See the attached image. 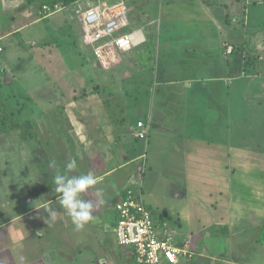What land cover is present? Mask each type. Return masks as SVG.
Returning a JSON list of instances; mask_svg holds the SVG:
<instances>
[{
	"label": "crops",
	"instance_id": "obj_1",
	"mask_svg": "<svg viewBox=\"0 0 264 264\" xmlns=\"http://www.w3.org/2000/svg\"><path fill=\"white\" fill-rule=\"evenodd\" d=\"M197 3L204 8L207 4L217 9V16L213 18L221 31L218 38L224 47L222 59L228 60L225 71L221 75L199 78L196 84L183 85V90H172L168 85H174L173 81L165 83L159 97V103L164 105L147 122L151 124L147 138L138 136L133 141L134 122L129 132L117 122L108 131L106 126L111 123L106 122L104 112L86 111L83 137L77 138L84 163L71 174H87V170L97 177V185L85 197L95 206L93 220L77 231L71 218L56 202V192L52 193L48 186L33 189L30 185L28 189L36 190V195L27 196L25 203L33 206L24 213L20 209L15 217H26L25 226L9 227L6 220L2 224L8 237L0 241V264H21L16 256L3 254V248L9 245L16 248V253L19 251L22 264H135L133 249L120 245L115 233V207L128 187L141 191L153 213L154 207L164 209L158 219L161 231L167 229L178 241L190 242L195 256L180 264H264V148L259 144L253 149L237 141V136L243 140L246 136L244 130L237 132L236 119L243 122L245 118H237L236 100L232 95L237 88L235 80L241 79L242 72L247 69L249 85L260 77L263 79L260 85L264 88V0H198ZM128 14L127 11V25L123 31L142 28L151 33L147 30L149 25L145 28L131 24L133 21ZM241 19L244 32L238 39H232L234 42L229 41L232 37L228 32L236 30ZM22 28L3 31L0 39ZM146 43L121 54L131 55L135 50H143ZM0 48L2 53L4 48L1 45ZM236 51L240 54L237 61L240 70L233 69L230 64L229 55ZM253 55L258 58L252 59ZM251 94L249 86L244 100L251 102ZM180 108L183 109L179 112ZM169 119L182 123L180 130L167 125ZM247 119L251 126L252 117ZM139 121L144 122L139 119L137 124ZM248 135L250 140L252 135ZM139 139L145 141L143 147ZM69 143L76 147L73 142ZM254 150L259 152L258 156L252 152ZM67 157L74 158L69 152L63 161ZM75 158L81 159L78 154ZM99 161H103V166ZM253 168L261 173L253 175ZM64 170V166L56 165L41 177L52 178L56 171ZM166 171H187L189 174L187 179L169 180L167 188L175 200L172 199L169 208L165 207L166 197L161 199L156 193L158 185L167 181ZM141 174L144 177H140ZM193 178L201 187L193 184ZM189 181H192L191 186ZM44 203L58 211L55 221L46 223L48 213L34 207ZM9 205L5 213L12 208L11 203ZM176 214L178 226L172 230L167 217ZM242 252L244 257L235 258Z\"/></svg>",
	"mask_w": 264,
	"mask_h": 264
},
{
	"label": "rangeland",
	"instance_id": "obj_2",
	"mask_svg": "<svg viewBox=\"0 0 264 264\" xmlns=\"http://www.w3.org/2000/svg\"><path fill=\"white\" fill-rule=\"evenodd\" d=\"M197 1L131 0L126 3L130 21H133L131 24L145 28L149 25L147 30L151 33L144 32L154 43V58L147 65L141 52L135 50L131 55L119 54L110 65L103 66L83 41L84 29L78 13L79 5L85 9L82 1L45 17L40 13L39 0H0V35L3 31L23 26L20 31L0 39L4 48L0 53V105L6 103L20 124L10 132L0 130V211L3 213L0 216V241L8 237L6 227H2L5 220L9 227L25 226L26 217H15L20 209L24 213L33 206L25 203L27 196L33 198L36 195V190L28 189L30 185L33 189L48 186L55 193L52 178L41 177L43 172L51 169V162L46 159L53 161L54 158L56 165L65 167L69 157L64 161L63 157L65 159V155L71 152L74 158L77 154L81 158L76 160L82 167L84 156L77 138L83 137L86 111L104 112L106 122L111 123L106 126L108 131L117 122L129 132L134 122L132 138L136 141L137 121L142 119L147 123L163 107L159 97L165 83L173 81L174 85H168L172 90H183V85L196 84L199 78L221 75L225 71L228 60L222 59L224 47L218 38L221 31L213 18L217 16V9L207 4L204 8ZM237 23L236 30L233 28L231 33L228 32L232 37L229 41L234 42L232 39H238L244 32L243 20ZM229 58L232 68L240 70L241 65L237 62L240 54L236 51ZM255 58L258 55H253L252 59ZM247 70L242 72L241 79L235 80L237 88L232 95L236 100L237 118L251 116L252 124L247 123L249 119L243 122L236 119L237 132L244 130L246 136L245 140L237 136V141L253 146V149L259 144L264 148V88L260 85L263 79L258 77L253 80V85H249ZM249 86L253 93L251 102L244 100ZM166 123L173 129L182 127V123L174 119ZM249 133L252 135L250 140ZM138 141L143 147L145 141ZM252 152L259 155L256 150ZM102 162L99 161L103 166ZM260 173L257 168L252 169L253 175ZM188 176L187 171H166L167 181L158 185L156 192L161 199L166 197L165 207L169 208L174 200L167 188L169 180L176 178L180 181ZM140 177L144 176L141 174ZM193 180L195 186L201 187ZM192 181H189L190 186ZM9 203L12 208L5 213ZM163 211V208L154 207L152 212L158 227L159 215ZM167 219L170 228L176 229L177 214ZM3 254L21 258L19 251L16 253V248L11 245L3 248ZM236 257H244V252L237 253Z\"/></svg>",
	"mask_w": 264,
	"mask_h": 264
},
{
	"label": "built area",
	"instance_id": "obj_3",
	"mask_svg": "<svg viewBox=\"0 0 264 264\" xmlns=\"http://www.w3.org/2000/svg\"><path fill=\"white\" fill-rule=\"evenodd\" d=\"M78 13L84 29L83 41L94 57L104 66L122 52H129L147 42L142 28L123 31L127 25L125 0H79ZM61 3L44 4L40 13L47 17L63 9ZM232 50V47L229 48ZM2 50V48H0ZM137 135L147 138L151 124L139 121ZM140 129V130H139ZM117 220L115 233L118 243L131 247L135 264H180L192 260L195 253L189 241H178L169 230L161 231L151 209L143 200L141 191L126 188L115 207Z\"/></svg>",
	"mask_w": 264,
	"mask_h": 264
},
{
	"label": "clouds",
	"instance_id": "obj_4",
	"mask_svg": "<svg viewBox=\"0 0 264 264\" xmlns=\"http://www.w3.org/2000/svg\"><path fill=\"white\" fill-rule=\"evenodd\" d=\"M49 167L55 169V160L51 161ZM78 164L76 158H71L65 165L63 172L56 171L52 176V183L55 185L56 202L71 218L72 224L77 231L82 230L85 225L93 220L95 206L91 200L86 199V194L97 185V177L88 173L73 175L71 174L77 169ZM37 210L44 209L48 216L46 223L49 220L57 219L58 211L49 203H44L39 206H34ZM21 264L23 257L20 258Z\"/></svg>",
	"mask_w": 264,
	"mask_h": 264
},
{
	"label": "trees",
	"instance_id": "obj_5",
	"mask_svg": "<svg viewBox=\"0 0 264 264\" xmlns=\"http://www.w3.org/2000/svg\"><path fill=\"white\" fill-rule=\"evenodd\" d=\"M41 2L40 8L44 4H55V3H61L64 6L71 5L74 3H77L79 0H39ZM143 50H140L139 53L141 52L142 58H145L147 61V65L153 60L154 58V52H155V47L154 43L152 41H148L146 43V46L142 48ZM20 127V124L18 120L15 117L14 112L12 109L9 108V106L6 103H2L0 105V130L5 131V132H10L13 131L17 128ZM46 161H50V159H46ZM125 191V190H124ZM2 211H0V216L3 215Z\"/></svg>",
	"mask_w": 264,
	"mask_h": 264
}]
</instances>
